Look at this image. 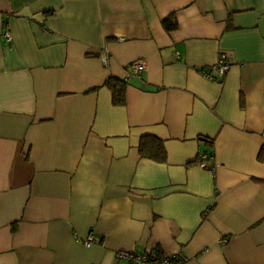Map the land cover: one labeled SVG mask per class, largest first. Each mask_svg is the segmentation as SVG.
I'll return each instance as SVG.
<instances>
[{"label": "crops", "instance_id": "1", "mask_svg": "<svg viewBox=\"0 0 264 264\" xmlns=\"http://www.w3.org/2000/svg\"><path fill=\"white\" fill-rule=\"evenodd\" d=\"M119 249L264 264V0H0V264Z\"/></svg>", "mask_w": 264, "mask_h": 264}, {"label": "built area", "instance_id": "2", "mask_svg": "<svg viewBox=\"0 0 264 264\" xmlns=\"http://www.w3.org/2000/svg\"><path fill=\"white\" fill-rule=\"evenodd\" d=\"M1 36L6 43L11 41L9 30L4 29ZM229 67V60L224 56H219L212 66L203 70L202 75L207 79L223 77ZM144 70V62L142 60H136L129 65V70L122 76V79L127 80L130 77H139ZM207 158H212V156L199 154L198 166L202 168L207 167ZM93 240V235L90 234L83 240V244L85 246H89ZM176 258L182 259V254L177 253L173 255H161L157 252H137L126 249H119L116 251V259L125 260L127 264H170L171 260Z\"/></svg>", "mask_w": 264, "mask_h": 264}, {"label": "trees", "instance_id": "3", "mask_svg": "<svg viewBox=\"0 0 264 264\" xmlns=\"http://www.w3.org/2000/svg\"><path fill=\"white\" fill-rule=\"evenodd\" d=\"M171 16L163 19L164 25L168 28ZM104 86L110 90L111 102L115 106H122L126 102V80L118 77H108L104 81ZM138 152L140 155L152 160L162 162L166 158V152L163 142L155 136L144 135L140 138L138 144ZM159 254V253H158ZM182 259L176 258L171 260L170 264H178Z\"/></svg>", "mask_w": 264, "mask_h": 264}]
</instances>
